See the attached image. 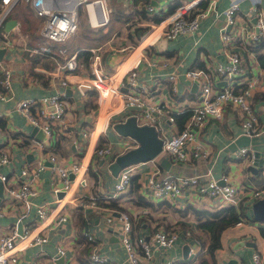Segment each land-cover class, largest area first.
I'll list each match as a JSON object with an SVG mask.
<instances>
[{
  "label": "crops",
  "instance_id": "1",
  "mask_svg": "<svg viewBox=\"0 0 264 264\" xmlns=\"http://www.w3.org/2000/svg\"><path fill=\"white\" fill-rule=\"evenodd\" d=\"M110 1L108 3L112 8L123 6L129 17L125 23L117 24L110 37L102 42V66L104 70L109 72L119 68L128 57V51L122 50L121 46L136 43L141 30L137 22H129L133 14L132 1ZM182 1L152 0L155 5V11H148V13L152 16L155 14L163 15L173 5ZM233 1L240 2L242 11L238 14L237 24L229 25L228 28L234 33L242 25L248 27L250 31L256 29L257 18L248 10L254 5H259L264 9V0H216V8L201 18L198 29L181 33L176 38L166 40L165 47L159 45V41L153 47V51H155L153 53L159 56L160 59H168L170 61L167 66L161 64L152 65L145 62L139 66L141 82L149 85V93H147L149 101H166L174 109L192 107L198 102L200 98L199 84L186 75V70L189 67H204L211 71L217 61L226 58L227 51L224 50L220 39V31L221 27L226 23L224 11ZM134 3L137 7L141 5L137 4L136 0H134ZM204 4H206V1ZM31 7L33 10L32 22H28L27 30L24 31L21 28L22 22L17 16V11L9 14V9L4 16V6L0 3V47L6 48L5 52L3 51V57H0V72L4 67H10L13 72V94L6 100L0 98V146H10L14 151L10 165L5 166V170H8L9 173L19 171L25 163L35 162L39 157L43 156L47 159L49 145L52 147V151L62 159L80 161L85 155L90 142L89 139L85 140L82 137V129L87 128L93 131L92 111L98 108L97 89L92 85L85 90L80 87L81 83L90 84V76L93 75L90 62L89 64L86 63L85 57L82 55L81 59L79 58L82 62L81 67L69 70L62 66V62L66 60L70 52H78L86 47L84 44L88 43L72 36L74 34L72 33L69 36H72V38L67 43L69 54L63 55V59L57 58L58 55L56 54L35 51V47H32L33 52L42 53L37 56L36 60H32L28 56L29 54L25 52L28 48V32L32 34L31 26L37 24L36 28L33 27L35 28L34 32L40 34L43 25V18L37 15L32 5ZM9 18H16L18 23L7 29L5 23ZM87 22L89 25L86 22L85 24L89 28L98 27L92 26L88 20ZM131 25L135 26V31L133 33L128 31L127 34L124 33V36L122 31L128 26L131 29ZM132 36L134 37L132 38ZM249 39H251L249 36L247 38L235 36L232 41V48L241 53L247 76L252 74L253 77L256 76L259 79L253 92L252 102L257 109L261 123L264 124V67L259 61L257 51L253 50L250 45L252 42ZM125 40L129 42L126 43ZM63 43H66V41ZM65 46L67 48L66 44ZM90 47L88 48L90 49ZM52 59L56 60L54 67L48 65L49 62L52 63ZM32 69L40 73V75H32ZM173 71L177 74L175 81L176 90L172 89L173 81L168 77L169 73ZM223 82V80L219 81V83ZM53 92L63 94L67 100V110L63 119L54 120L55 132L51 139L41 127H38L35 133L32 132L36 125L30 122L25 114L19 110L18 103L20 99L25 97H41ZM45 107L52 108L51 105H45ZM132 111H129L128 114ZM123 115V113L115 114L110 121L107 134L101 133L100 138L103 141L111 142L114 145V152L108 156V161L103 163H100V159L90 158L89 166L92 164V169L96 174L88 170L86 175L87 182L81 185L80 192L86 195H96L99 198L103 197L105 200L113 198L112 205L103 206L111 209L115 216L119 214V211L123 210L122 208L127 209L129 213L134 215L136 223L140 222L134 228L135 236H142L144 239L153 241L152 231L155 224L167 226L166 228L168 229L172 228L178 231V239L171 246H160L156 245L155 242L153 243L155 254L150 260L141 253L140 257L146 264H168L169 260H174L178 264H201L202 259L203 264H213L207 254L203 256L200 254V252H203L202 244L193 234L194 231L198 230V221L191 210L185 208L188 203L199 207L213 208L216 205L211 200L192 202L168 198L157 200L150 197L146 192V179L156 166L149 161L138 164L134 174H139L138 177L141 181L140 191L151 203H146L145 199L138 202L129 192V189L118 196H111L117 175L111 172L109 160L126 149V143L125 141L123 142V139L126 137L125 140H128L127 137H129L120 135L113 127L116 121L123 119ZM101 123L102 117L98 120V126L89 153L93 149ZM162 123L168 132L182 127L177 120L171 122L167 116H163ZM30 137L32 138L30 139ZM32 139L45 140L48 148L43 153H39L37 148L34 153L33 149L27 148L28 141H32ZM200 139L209 149V155L208 157H195L187 161L182 168L185 173L200 172L205 174L204 177H207L210 171L216 177H220L224 172L229 173L238 187V194L234 203L244 202L250 206L251 202L259 198L253 194L256 188H261L260 197L264 196V163H260V158L264 157V131L258 136H251L245 133L242 129L238 110L236 107L228 106L222 118H210L207 121L200 132ZM243 145H248L251 152L249 156L243 155L239 157L236 152ZM251 155L254 157L253 160L250 159ZM254 160L259 161L258 171H254L249 167V164L254 162ZM48 164H51L49 160ZM159 165L160 168L162 167L158 174L159 177L172 170V165L170 169H166L160 162ZM51 177L52 172L49 167L34 173L33 180L35 187L38 188V194L32 197L35 203L31 205V208L26 213L25 222L35 218L36 203H41L52 197ZM0 205L4 206L3 211H0L1 232L9 228L18 212L8 205L4 185L3 193L0 195ZM118 207H121L122 210ZM84 210L82 213L84 221H81L78 212L74 208L71 209V221L51 229L50 239L46 243L26 249L21 255L19 264H45L51 255H57V247L60 241L66 242L67 253L63 255L64 258L61 262L57 261L61 256L58 255L56 263L80 264L79 259L82 254V248L89 240L86 231L89 230L96 238L99 251L107 257L108 261L106 262L111 264H130L121 241L120 224L116 220L108 222L106 219V216L111 212H98L92 206L84 207ZM247 210L249 212V208ZM250 215L252 214L250 213ZM87 218L89 221H87ZM262 227H264V220L257 219L254 216L226 227L221 234V246L215 250L217 264H231L229 261L232 258L236 259L232 264H255L252 257L254 251H259L264 259V233ZM241 239H245L246 242L239 244L238 240ZM247 241L250 242L248 243ZM185 252H187V256L184 255ZM90 253L88 254L89 256Z\"/></svg>",
  "mask_w": 264,
  "mask_h": 264
},
{
  "label": "built area",
  "instance_id": "2",
  "mask_svg": "<svg viewBox=\"0 0 264 264\" xmlns=\"http://www.w3.org/2000/svg\"><path fill=\"white\" fill-rule=\"evenodd\" d=\"M17 0H2L4 6V16ZM31 3L37 15L43 18V25L40 35L45 38V43L35 47V51L53 52L54 43H59L58 51L67 54V48L62 43L74 33L79 24V7L84 6L86 17L92 26H99L109 21L110 11L113 8L108 0H77L72 7L71 0H25ZM133 2L132 17L129 22H136L144 26L136 43L122 45L121 49L128 51V57L114 71H106L102 66V44L91 46L92 52L90 64L93 75L90 76V84L98 91V108L92 111V129H82V137L90 142L85 155L80 161H66L52 151L49 145L48 156L45 159L39 157L35 162L25 163L20 170L9 173L5 170L6 165H10L14 151L10 146H0V181L4 185L8 205L18 211L15 220L7 230L0 232V264H19L21 255L26 249L46 243L50 239L51 229L71 221L70 210L76 206H92L98 212L110 211L106 206L97 202L96 195H86L80 192L81 185L87 182V172L90 158L105 159L114 151L111 142L103 141L101 133L104 134L112 117L115 114H135L139 123L154 124L159 130V135L163 139L162 149L157 156L136 163L123 166L114 182V190L111 196H118L126 191L131 182V177L138 164L153 162L156 168L147 176V194L154 199H172L205 201L211 200L216 206H221L229 202H235L238 194V187L233 182L231 175L224 172L220 177H216L209 172L207 177L204 173L187 174L171 170L159 177V158L167 155L171 162L189 161L195 157H208L209 149L200 139V132L203 130L210 118H222L228 106L236 107L241 118L242 129L251 136H258L264 131V124L261 123L257 109L253 105L252 97L259 79L253 75L246 74L243 57L239 51L232 48V41L235 36L247 38L251 42L264 39V9L259 5L251 6L248 10L257 18L256 29L250 31L248 27L242 25L234 33L228 28L229 25L237 24L238 14L242 11L239 1L231 2L225 9L226 23L221 27L220 39L222 40L226 58L217 61L214 68L209 71L204 67H189L186 75L199 84L200 98L192 107L180 109L172 108L166 101L154 102L147 99L149 85L141 82L139 75V64L145 62L156 65L167 66L168 59H160L153 47H155L162 37L166 39L176 38L181 33L194 31L199 28L201 18L208 15L216 8V0H183L173 11L164 15L159 21L138 19L137 6ZM206 1V4L204 2ZM146 9L155 11V5L149 1ZM1 62V60H0ZM62 66L75 70L82 66L78 58V52L67 55ZM169 79L173 81L172 89L176 90L177 74L175 71L169 73ZM13 72L10 67H4L0 72V98L8 99L12 96ZM224 81L219 83V81ZM87 84V83H86ZM45 105L52 106L46 108ZM19 110L25 114L27 119L34 125L41 127L45 134L53 137L55 132L54 120L63 119L67 110V100L63 94L53 92L41 97H25L18 103ZM191 110L186 118L184 126L177 130L166 131L162 119L167 116L171 122L176 121V113ZM1 116V113H0ZM102 117L101 127L96 135L93 149L89 153L93 143L98 120ZM32 137H30L31 139ZM132 138V137H131ZM123 139L128 147L137 144ZM27 148L34 151L38 148L39 153H43L48 148L45 140L28 141ZM125 150V149H124ZM123 150V151H124ZM250 147L243 145L236 152V155H250ZM116 156V155H115ZM114 159V158H112ZM109 160L110 161L112 160ZM254 159L253 155L250 157ZM48 160L51 164H48ZM49 167L52 172L51 183L53 195L51 198L36 203L35 218L25 222L24 217L31 205L35 203L32 197L38 194V188L34 184V173ZM261 188H256L253 194L261 196ZM61 193V194H60ZM201 202V203H203ZM200 204V203H199ZM4 206L0 205V211ZM108 209V210H105ZM108 222L116 220L121 226V241L125 247L127 258L130 264H146L140 257L141 253L151 259L155 254L153 243L160 246H171L178 239L176 229H168L163 225H153V241L144 239L142 236H135L133 222L128 211H119L115 216L112 212L106 216ZM87 221L88 218H87ZM89 240L93 241V248L90 259L95 263L108 261L102 255L97 246L94 235L86 231ZM96 241V242H95ZM67 253L65 241H60L57 247V255H51L45 264H57L56 257ZM255 264H264V259L259 251L252 253ZM168 264H178L174 260H169Z\"/></svg>",
  "mask_w": 264,
  "mask_h": 264
},
{
  "label": "trees",
  "instance_id": "3",
  "mask_svg": "<svg viewBox=\"0 0 264 264\" xmlns=\"http://www.w3.org/2000/svg\"><path fill=\"white\" fill-rule=\"evenodd\" d=\"M1 1L2 0H0V3ZM136 1L138 2L137 4L142 5V6L140 5L139 7H137L136 13H137L138 18L146 19V20H154V21H159L164 15L173 11L180 4L178 2L177 4L173 5V7H171L170 10L163 13V15L155 14L152 16V15H149L148 10L146 9V3L149 1L152 2V0H136ZM81 8L82 7L80 6L79 13L81 11ZM14 11H17V16L21 19L22 30L26 31L28 22L29 23L32 22L31 17H32L33 10H32L30 3L25 0H17L12 5L8 13L10 14V13H13ZM128 17H129V14L125 10V8L123 6H118V7L113 8V10L110 11L109 21L105 24L99 25L97 28H89V26L86 24L85 25L82 24L81 26V23H79L77 30L80 27L81 29L79 31V35L77 36L81 41H84L88 44H84L86 47L78 51V58L81 59L82 55H84L85 62L89 64L92 52L88 47L97 46L101 44L102 42H104L105 40H107L110 37V34L113 31V29L117 26V24L120 25V24L125 23L128 20ZM33 27L36 28L37 24H34L33 26H31L32 34L31 32L29 33L27 31L29 34V41L27 43L28 48L25 50V52L29 54L28 56H30L32 60H36L37 56H39V54H42V53L33 52L32 47H38L41 44L45 43V39L42 38L40 34H36L34 32L35 28ZM138 27L141 28V30H144V26H138ZM133 42H136V41H133ZM62 44L65 45L66 43H62ZM59 45H60L59 43H54V51L48 52V53L56 54L58 55L57 58L63 59L62 56L64 54L59 53L57 49ZM250 45L252 46L253 50L257 51L259 61L261 65L264 67V39L258 40L257 42H252V44ZM67 50H68V46H67ZM67 54H69L68 51H67ZM51 61L52 63L49 62L48 65L50 67H54L56 65V60L52 59ZM31 73L32 75H40V73H38L37 71L33 69L31 70ZM190 113H191L190 109L184 112L176 113V120L180 126L182 127L184 126V122ZM128 115L129 114L125 112L122 118H125ZM102 143H103V139L101 138L99 140L98 145ZM88 170L89 172L96 174V172L92 169V164L89 166ZM138 175H139L138 173L137 174L133 173L131 177V182L128 187L129 192L133 195V197H135L138 200V202L144 201L145 199L146 203H151V201L147 200L140 191L141 181ZM112 200L113 198L110 200H105L103 197L99 198L97 196V202L100 205H112L111 203ZM118 208H120V210L122 209L127 210L125 208L121 209V207H118ZM185 208L191 210V212L196 216L197 221H198V230L194 231L193 234L197 237V239L200 240L202 244L203 252H200V254L202 256L207 254L208 258L209 257L211 258L213 264H217V261L215 259V250H217V248L221 246V234L223 230L226 227L237 224L246 218L253 217L252 215H250V213L247 210L249 208V204H246L244 202H239V203L229 202L221 206H215L213 208L212 207H199V206H196L195 204L188 203L185 206ZM74 209L76 212H78V216L80 220L82 221L83 220L82 213L85 211L84 207L76 206ZM130 215H131L133 222L135 223V226H137V224L139 225L140 222L137 220L138 222L136 223V219H134V215H132L131 213ZM169 229H172V228H169ZM262 231L264 233V227H262ZM92 246H93V242L91 240H87V242L85 243V246L82 248V254L80 255V259L78 258L80 264H111L109 262L94 263L90 259V256L88 255L91 251V250L89 251V249H91ZM203 263L204 262L202 259L201 264Z\"/></svg>",
  "mask_w": 264,
  "mask_h": 264
},
{
  "label": "water",
  "instance_id": "4",
  "mask_svg": "<svg viewBox=\"0 0 264 264\" xmlns=\"http://www.w3.org/2000/svg\"><path fill=\"white\" fill-rule=\"evenodd\" d=\"M77 0H73L69 8L76 4ZM18 23L16 18H9L5 25L7 29ZM141 33V30L139 31ZM166 37H162L159 40V45L165 47ZM5 47H0V57H3V51L5 52ZM143 62L140 63L141 66ZM138 66V67H139ZM80 87L85 90L90 87L89 84L81 83ZM114 129L123 136H130L137 141V144L128 147L124 151L118 153L112 161L109 163L111 172L117 175L119 170L128 164L136 163L142 160H147L158 155L162 149L163 139L159 135V130L154 124L139 123L135 114H129L123 119L116 121L113 124ZM38 126H34L33 133L36 132ZM105 162V159L101 158L100 163ZM159 162L166 168L170 169L172 162L167 155L161 156ZM259 161L254 160V162L249 164L250 169L258 171ZM260 163H264V157L260 158ZM3 193V183L0 181V195ZM61 194V193H60ZM249 212L257 219L264 220V196L259 197L250 203ZM245 239L238 240L239 244L245 243ZM248 243L250 241H247ZM237 244V245H239ZM187 256V252L184 254ZM64 256L61 255L57 261L61 262ZM236 259H230L229 263L235 262Z\"/></svg>",
  "mask_w": 264,
  "mask_h": 264
},
{
  "label": "rangeland",
  "instance_id": "5",
  "mask_svg": "<svg viewBox=\"0 0 264 264\" xmlns=\"http://www.w3.org/2000/svg\"><path fill=\"white\" fill-rule=\"evenodd\" d=\"M108 2L110 3L111 1L110 0H108ZM82 7V6H81ZM85 22L88 24V22H87V20H86V11H85V8H84V6L81 8V11H80V15H79V23H81V26H82V24H84L85 25ZM89 25V24H88ZM133 25V24H132ZM131 25V27L133 28H131L130 29V26H128V27H126L123 31H122V34L124 35V33H126L127 34V32L128 31H130L131 33H133V31H135V26H132ZM80 29H81V27L76 31V33H74L72 36H75V37H77L78 38V36L77 35H79V31H80ZM72 36L71 37H68V39L66 40V45L68 46V44L67 43H69V40L72 38ZM125 36V35H124ZM134 36H132V38H133ZM125 42L126 43H128L129 41L128 40H125ZM105 134H107V131L105 132ZM128 139H130L129 141H132V138L129 136V137H127ZM187 161H173L172 162V167H171V169L172 170H179V172H182V173H185V171L184 170H182V168L184 167V165H185V163H186Z\"/></svg>",
  "mask_w": 264,
  "mask_h": 264
},
{
  "label": "bare ground",
  "instance_id": "6",
  "mask_svg": "<svg viewBox=\"0 0 264 264\" xmlns=\"http://www.w3.org/2000/svg\"><path fill=\"white\" fill-rule=\"evenodd\" d=\"M73 0H71V2H72Z\"/></svg>",
  "mask_w": 264,
  "mask_h": 264
}]
</instances>
